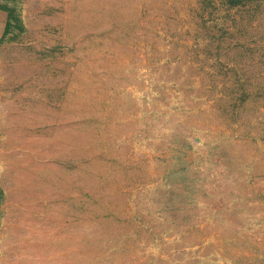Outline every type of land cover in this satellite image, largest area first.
<instances>
[{
  "label": "rangeland",
  "instance_id": "obj_1",
  "mask_svg": "<svg viewBox=\"0 0 264 264\" xmlns=\"http://www.w3.org/2000/svg\"><path fill=\"white\" fill-rule=\"evenodd\" d=\"M0 5V264H264V0Z\"/></svg>",
  "mask_w": 264,
  "mask_h": 264
},
{
  "label": "crops",
  "instance_id": "obj_2",
  "mask_svg": "<svg viewBox=\"0 0 264 264\" xmlns=\"http://www.w3.org/2000/svg\"><path fill=\"white\" fill-rule=\"evenodd\" d=\"M9 13L7 9L0 5V42L8 34L9 31Z\"/></svg>",
  "mask_w": 264,
  "mask_h": 264
}]
</instances>
